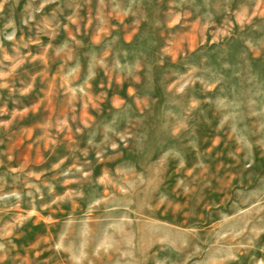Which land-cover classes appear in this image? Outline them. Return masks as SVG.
Segmentation results:
<instances>
[{"label": "rangeland", "instance_id": "obj_1", "mask_svg": "<svg viewBox=\"0 0 264 264\" xmlns=\"http://www.w3.org/2000/svg\"><path fill=\"white\" fill-rule=\"evenodd\" d=\"M0 264H264V0H0Z\"/></svg>", "mask_w": 264, "mask_h": 264}]
</instances>
